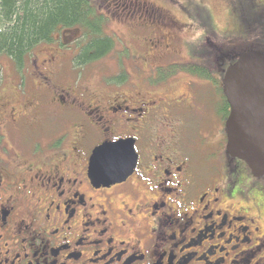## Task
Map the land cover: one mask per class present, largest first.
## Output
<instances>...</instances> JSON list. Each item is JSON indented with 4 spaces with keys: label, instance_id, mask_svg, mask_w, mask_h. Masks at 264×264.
Masks as SVG:
<instances>
[{
    "label": "flooded vegetation",
    "instance_id": "flooded-vegetation-1",
    "mask_svg": "<svg viewBox=\"0 0 264 264\" xmlns=\"http://www.w3.org/2000/svg\"><path fill=\"white\" fill-rule=\"evenodd\" d=\"M99 1L128 25L131 66L117 83H62L82 31L43 43L30 94L3 107L0 264H264V175L227 148L226 60L191 55L212 28L152 0ZM245 2L241 24L264 26V0ZM121 141L132 172L94 182L95 148Z\"/></svg>",
    "mask_w": 264,
    "mask_h": 264
},
{
    "label": "rangeland",
    "instance_id": "rangeland-1",
    "mask_svg": "<svg viewBox=\"0 0 264 264\" xmlns=\"http://www.w3.org/2000/svg\"><path fill=\"white\" fill-rule=\"evenodd\" d=\"M151 1V0H150ZM158 4L164 5L168 8L176 17L181 19V23H191V24H204L211 29V34L203 35V39L208 41L211 39L213 41L215 47L223 46L225 49L229 51L227 53L224 60H226V66L232 64L234 62V57L242 54L243 50H258L264 53V26L255 24L249 27H246L244 24L242 25V21L240 18H252L249 15H252L251 9L245 4V0L239 2L236 0H152ZM263 0H258L259 4L262 3ZM99 10H103L104 12L107 10L99 3L97 0ZM197 2L196 4H193ZM243 5V7H241ZM189 8V9H188ZM187 13L190 14L192 19L187 18ZM240 16V18H239ZM123 20V19H122ZM118 18L114 20V22L109 21L106 17H104V33L110 35L115 38V46L110 54L106 57L92 62L87 65H77L75 59L73 57L70 60L68 57L69 54L64 52L61 54L65 60L63 66V75L65 77L62 80L64 83L65 80H69V82L76 83L75 85L81 86L82 84L87 83L88 81L92 82V79H102L103 84L105 82L109 83H117L124 78V74L129 70L131 64L130 60L126 58L127 49L125 47V42L123 38L126 40H130V33L127 30L126 21H122ZM122 23V24H120ZM248 24L249 21H247ZM124 24V26H123ZM185 38L194 39L200 36V33L197 32L195 34L194 30L188 27V30L185 31ZM126 34V36H125ZM207 37H210L207 39ZM82 34L73 42L70 43L72 47L78 46L79 42L83 41ZM201 40V39H200ZM203 41V40H201ZM130 43V42H129ZM136 45L135 43H131ZM194 47V46H193ZM207 47V48H206ZM210 51L212 45H201V50ZM179 49V48H178ZM213 49V48H212ZM67 49H63L66 51ZM74 50H76L74 48ZM182 50V49H181ZM47 51L45 45L40 44L35 53L27 60L26 65H24L23 69H19L14 62L6 57H0V124L5 120V112L3 107H8V98L13 95V105L16 106V102L20 101L23 98L20 97V94L26 96L30 94L29 88L30 84L33 82V75L30 68H33L34 60L38 61ZM68 51V50H67ZM69 52V51H68ZM38 56V59L36 58ZM70 56V55H69ZM16 65V66H15ZM226 68V69H227ZM66 82V81H65ZM96 87L98 84L96 83ZM121 89L125 92L126 87L123 86ZM32 98L36 100L39 97V91L36 86L31 87ZM9 108V107H8ZM3 133L1 132L0 127V141L3 139ZM33 136H36L34 134ZM27 140H31L27 138ZM264 199V197H263Z\"/></svg>",
    "mask_w": 264,
    "mask_h": 264
},
{
    "label": "trees",
    "instance_id": "trees-1",
    "mask_svg": "<svg viewBox=\"0 0 264 264\" xmlns=\"http://www.w3.org/2000/svg\"><path fill=\"white\" fill-rule=\"evenodd\" d=\"M95 1L0 0V57L10 58L23 69L40 44L52 42L66 29H80L84 37L74 57L77 65L106 57L115 46V38L104 33V17ZM206 44H211L213 49L207 52L206 47L203 51L201 41H197L191 55L202 61V57L224 59L229 54L223 46L215 47L211 39Z\"/></svg>",
    "mask_w": 264,
    "mask_h": 264
},
{
    "label": "water",
    "instance_id": "water-1",
    "mask_svg": "<svg viewBox=\"0 0 264 264\" xmlns=\"http://www.w3.org/2000/svg\"><path fill=\"white\" fill-rule=\"evenodd\" d=\"M225 71L223 89L230 104L227 148L233 158L247 164L253 176H263L264 53L244 51ZM134 165L135 156L125 141L105 143L91 156L89 176L94 182L111 183L126 178Z\"/></svg>",
    "mask_w": 264,
    "mask_h": 264
}]
</instances>
